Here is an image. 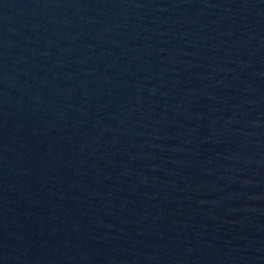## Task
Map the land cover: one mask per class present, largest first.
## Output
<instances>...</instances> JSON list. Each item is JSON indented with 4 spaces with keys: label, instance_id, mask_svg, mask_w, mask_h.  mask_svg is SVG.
I'll use <instances>...</instances> for the list:
<instances>
[{
    "label": "water",
    "instance_id": "95a60500",
    "mask_svg": "<svg viewBox=\"0 0 264 264\" xmlns=\"http://www.w3.org/2000/svg\"><path fill=\"white\" fill-rule=\"evenodd\" d=\"M0 264H264V0H0Z\"/></svg>",
    "mask_w": 264,
    "mask_h": 264
}]
</instances>
